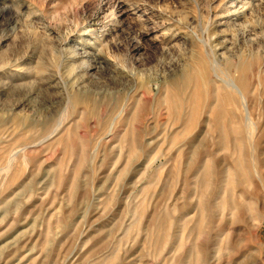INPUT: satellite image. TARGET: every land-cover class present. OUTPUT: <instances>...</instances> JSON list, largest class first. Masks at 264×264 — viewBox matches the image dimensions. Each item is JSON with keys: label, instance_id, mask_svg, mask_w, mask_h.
<instances>
[{"label": "rangeland", "instance_id": "rangeland-1", "mask_svg": "<svg viewBox=\"0 0 264 264\" xmlns=\"http://www.w3.org/2000/svg\"><path fill=\"white\" fill-rule=\"evenodd\" d=\"M234 3L0 0V237L31 239L12 264H201V242L209 260L264 264V126L257 142L220 82L248 77L264 125V0L243 2L240 26ZM95 28L92 72L93 55L66 59Z\"/></svg>", "mask_w": 264, "mask_h": 264}, {"label": "bare ground", "instance_id": "bare-ground-1", "mask_svg": "<svg viewBox=\"0 0 264 264\" xmlns=\"http://www.w3.org/2000/svg\"><path fill=\"white\" fill-rule=\"evenodd\" d=\"M245 0H238V2L239 3H234V4H232L231 6H237L238 8H236L235 9V14H234V16H235V22H236V24H238L239 23V26H240V22H241V20L243 19V16H244V14H242V12H240L242 9H243V2H244ZM236 2V1H235ZM104 4V3H103ZM110 4V2H108V4L107 5H109ZM102 6V5H101ZM93 27V26H92ZM103 27V26H102ZM241 27H243V26H241ZM94 28V27H93ZM98 29H99V27H98ZM100 29H101V27H100ZM247 29V28H246ZM83 30H85V29H83ZM98 30L95 28V29H92V30H89V31H85L83 34H81V40H82V49H83V52L82 53H78V52H76V53H78L77 55H76V53L75 54H71V55H67V61L68 60H77V59H79V58H81V59H84V58H87V57H89V56H91V55H93V57H94V61L96 62V64L95 65H91L90 63H87V62H85V64H86V67H88V71L90 70V71H92L91 69H93L94 67L98 70V68H100V66L98 67V65H100L101 63H102V61H100V56H101V52L103 51V49H104V47H105V45H106V43H104L106 40L108 41V39L107 38H105L104 40H102L101 41V38L100 37H97L96 36V33H98L97 32ZM100 32V31H99ZM104 33V32H103ZM242 33V32H241ZM253 35H254V33H252ZM100 38V39H99ZM3 39V41H4V39L6 40V38H2ZM67 41V40H66ZM70 43V42H69ZM108 43V42H107ZM3 44V43H2ZM67 45V44H66ZM1 47V46H0ZM70 47V46H69ZM91 48H93L92 49V51H93V53H91ZM220 48H222V47H220ZM224 48H226V46L224 47ZM71 49H73V47L71 48ZM74 50V49H73ZM226 50V49H225ZM219 51V50H218ZM224 51V50H223ZM221 53H223V52H221ZM15 55V54H14ZM218 57H223L224 58V55L223 54H219L218 52H217V54H216ZM18 58V57H17ZM15 59V58H14ZM64 59H65V57H64ZM16 60V59H15ZM14 60V61H15ZM19 60H20V58H19ZM18 60V61H19ZM25 60V59H24ZM14 61H13V63H14ZM23 61V60H22ZM66 61V62H67ZM86 61V60H85ZM88 61V60H87ZM7 62V61H6ZM5 62V63H6ZM9 62V61H8ZM7 62V63H8ZM12 62V61H11ZM69 62V61H68ZM90 62V61H89ZM93 62V61H92ZM10 63V62H9ZM73 63V62H72ZM4 64V63H3ZM68 64H70V63H68ZM67 63H66V65H68ZM82 64V63H81ZM98 64V65H97ZM4 65H6V64H4ZM3 65V66H4ZM8 65V64H7ZM16 65V64H15ZM21 65V64H20ZM65 65V64H64ZM1 66V65H0ZM69 66H71V65H69ZM6 67V66H5ZM16 67V66H15ZM80 67H81V65H80ZM80 67H79V70H81L80 69ZM8 68H10V67H8ZM21 68H24V67H21ZM31 68V67H30ZM65 68V67H64ZM198 68V67H197ZM12 69V68H11ZM76 69V68H75ZM13 70H14V68H13ZM16 70V69H15ZM20 70V69H19ZM73 70V69H72ZM78 70V69H77ZM79 70H78V72H79ZM201 70V69H200ZM2 71V70H1ZM18 71V70H17ZM24 71H26V70H24ZM23 71V72H24ZM66 71V70H65ZM30 72V71H29ZM68 72V71H67ZM74 72V71H73ZM93 72V71H92ZM227 72V71H226ZM3 73V72H2ZM14 73V72H13ZM27 73V72H26ZM66 73V72H65ZM72 73V72H71ZM75 73H76V71H75ZM80 73V72H79ZM81 73H82V71H81ZM197 73V72H196ZM53 74V73H52ZM51 74V75H52ZM69 74V73H68ZM74 74V73H73ZM201 74V73H200ZM218 74V73H217ZM5 75V74H4ZM28 75V74H27ZM49 75V74H48ZM57 75V74H56ZM60 75V74H59ZM77 75V74H76ZM50 76V75H49ZM58 76V75H57ZM56 76V77H57ZM68 76V75H67ZM70 76V75H69ZM69 76L67 77V78H69ZM71 76H72V74H71ZM75 76V75H74ZM242 75L240 74L239 76H233V77H227L228 79H224V80H222V81H220L221 82V84H224V86L222 87L221 86V88L222 89H228V90H230V92L232 93V94H234V95H237L238 97H239V99L241 100V104L240 105H242L243 106V110L245 111V120L247 121V124H248V126L250 127V129H252V131H251V137H253V139H255L257 142H259L260 141V139H261V133H262V131L264 130H262V126H264V125H260V123H255L254 122V119L252 118V115H251V111H248L246 108H250L249 106H248V104H250L251 105V103H249V100H245L244 99V97H246L245 96V94L246 93H248V92H250V88L248 87V85L246 84V82H248V77L247 76H244V77H247V79L245 78V79H242V77H241ZM12 77V76H11ZM45 77V76H44ZM52 77V76H51ZM50 77V78H51ZM61 77H63V78H65L63 75L61 76ZM79 78H80V75L78 76ZM220 77V76H219ZM54 78V77H53ZM62 78V79H63ZM75 77H73V79H74ZM77 78V77H76ZM79 78H78V80H79ZM82 78V77H81ZM194 78V77H193ZM224 78V77H223ZM1 79V78H0ZM45 79V78H44ZM56 79V78H55ZM58 79V78H57ZM191 79V78H190ZM218 79V78H217ZM221 79V78H220ZM47 80H48V78H47ZM54 80V79H53ZM65 80V79H64ZM81 80V79H80ZM79 80V81H80ZM2 81L3 80H1V83H2ZM7 81V80H6ZM9 81H11V79L9 80ZM44 81V80H43ZM50 81V80H49ZM57 81H59V80H57ZM74 81H75V79H74ZM79 81L78 82H76V85H77V83H79ZM82 82V81H81ZM253 82V81H252ZM43 83H45V82H43ZM57 83V82H56ZM66 83H68V82H66ZM219 83V82H218ZM18 84V83H17ZM39 84V83H38ZM61 84V83H60ZM70 84H71V82H70ZM69 84V85H70ZM259 84H260V82H259ZM6 85V84H5ZM9 85H10V83H9ZM15 85V84H14ZM62 85V84H61ZM66 85V84H65ZM68 85V87L70 88V86ZM72 85H75V83H73ZM80 85V84H79ZM82 85V84H81ZM80 85V86H81ZM185 85V84H184ZM4 85H1L0 87H3ZM12 86H13V84H12ZM34 86V85H33ZM48 86V85H47ZM63 86V85H62ZM64 87V86H63ZM71 87H73V86H71ZM6 89L7 87L6 86H4L3 87V89ZM13 88V87H12ZM18 88V87H17ZM30 88V87H29ZM56 88V87H55ZM61 88V87H60ZM59 88V89H60ZM80 89L82 88V87H79ZM2 89V90H3ZM9 89V88H8ZM23 89H24V87H23ZM56 89H58V88H56ZM73 89H74V87H73ZM78 89V88H77ZM0 90H1V88H0ZM26 90V89H25ZM52 90V89H51ZM34 91V90H33ZM72 91V89H70V92ZM77 91V90H76ZM80 91V90H79ZM135 91V90H134ZM11 92V91H10ZM58 92V91H57ZM67 92V91H66ZM73 92V91H72ZM75 92V91H74ZM31 93V92H30ZM60 93V92H59ZM76 93V92H75ZM62 94H64V93H62ZM69 94V93H68ZM74 94V93H73ZM249 94V93H248ZM77 95V94H76ZM78 95H79V93H78ZM190 95V94H189ZM29 96V95H28ZM28 96L27 97H25V100H26V98H28ZM66 96H67V94H66ZM80 96V95H79ZM79 96H76L75 98H76V100H77V103H80V101L82 100V97H79ZM73 97V96H72ZM171 97V96H170ZM223 97V96H222ZM29 98H30V96H29ZM69 98H71V96L69 97ZM183 98V97H182ZM225 98H226V96H225ZM66 99V98H65ZM72 99V98H71ZM74 99V98H73ZM72 99V100H73ZM187 99V98H186ZM251 99V98H250ZM256 99V98H255ZM28 100V99H27ZM209 100V99H208ZM23 101V100H22ZM247 103H246V102ZM25 102V101H24ZM23 103V102H22ZM254 103V102H253ZM28 104V103H27ZM175 104V103H174ZM18 105V104H17ZM21 105V104H20ZM253 105V104H252ZM264 105V104H263ZM16 106V105H15ZM25 106V105H24ZM237 106V105H236ZM16 108V107H15ZM14 108V109H15ZM13 109V110H14ZM251 110V109H250ZM14 113V112H13ZM17 114V113H16ZM10 115V114H9ZM68 115V114H67ZM14 116H15V114H14ZM15 117H19V116H15ZM8 117H6L5 119H7ZM260 118H261V116H260ZM9 119V118H8ZM21 119V118H20ZM23 119H25V118H23ZM23 119H21L20 121H22ZM10 120V119H9ZM263 120V119H262ZM12 121H13V119H12ZM187 121H188V119H187ZM19 122V121H18ZM201 122V121H200ZM4 123V122H3ZM13 123V122H12ZM11 123V124H12ZM21 122H19V123H17V124H20ZM7 125H9L8 123H6ZM16 124V125H17ZM191 124V123H190ZM189 124V125H190ZM14 125V124H13ZM13 125L12 126H6V125H3L2 124V127H4V134H9L10 132H11V130H12V128H14L13 127ZM20 125H22V123L20 124ZM20 125H18V127L20 126ZM15 126V125H14ZM194 126V125H193ZM17 127V126H16ZM181 127V126H180ZM190 127V126H189ZM191 128V127H190ZM203 128V127H202ZM2 130V129H1ZM185 130H187V127H186V129ZM3 135V134H2ZM197 136V135H196ZM215 136V135H214ZM4 137V136H3ZM217 139V138H216ZM214 140V139H213ZM219 141V140H218ZM253 146H254V143H253ZM254 148V147H253ZM207 150V149H206ZM209 151V150H208ZM217 154V153H216ZM206 155V154H205ZM252 155V154H251ZM209 156V155H208ZM206 161V160H205ZM213 162V161H212ZM224 163V162H223ZM230 163V162H229ZM221 165V164H220ZM231 165V164H230ZM229 165V166H230ZM232 167V166H231ZM219 167H218V164L216 163L215 165L212 163L211 164V168H210V170H209V174L207 175V178L206 179H204L205 180V184H204V190H208L209 188H211V186L214 184V183H216L217 182V180H218V177L220 176L219 175V169H218ZM233 168V167H232ZM255 168V167H254ZM5 169V168H4ZM257 169V168H256ZM6 170H9V169H6ZM4 171V170H3ZM197 171V170H196ZM226 171V170H225ZM256 173H258L257 171H256ZM200 176V175H199ZM25 182V181H24ZM202 182V181H201ZM230 183V182H229ZM233 185V184H232ZM227 190V189H226ZM227 193V192H226ZM239 195V194H238ZM234 199V198H233ZM219 200V199H218ZM202 202H201V209H200V220H199V225L201 226V225H203L204 223H207V222H209V220H210V211H211V208L207 205V203L205 202V198L203 199L202 198V200H201ZM216 201H217V199H216ZM7 202V201H6ZM210 202V201H209ZM45 203V202H44ZM210 205V204H209ZM199 206V205H198ZM178 208V207H177ZM224 208V207H223ZM256 208V207H255ZM140 210V209H139ZM138 209H135V212H134V215H135V220H136V224H138V225H140V224H142V221H143V214L139 211ZM232 210V209H231ZM237 210V209H236ZM1 211V210H0ZM5 213V211H1V214H0V217H1V220H2V218H3V215H5L4 214ZM228 214V213H227ZM240 214H242V213H240ZM192 215V214H191ZM196 215V214H195ZM194 215V216H195ZM243 216V215H242ZM149 217V216H148ZM153 217V216H152ZM6 219V218H5ZM182 221H183V219H181ZM259 220H260V218H259ZM7 221V220H6ZM235 222V221H234ZM256 222V221H255ZM260 222V221H259ZM162 223H163V221H162ZM161 223V224H162ZM223 223V222H222ZM254 223V222H253ZM2 224L0 223V226H1ZM151 225V224H150ZM257 225V224H256ZM153 226V225H152ZM164 226V225H163ZM162 226V227H163ZM230 226V225H229ZM258 226V225H257ZM8 227V226H7ZM204 227H206V226H204ZM159 228V230L158 231H160V227H158ZM201 228V227H200ZM228 228V227H227ZM207 229V228H206ZM236 229V228H235ZM224 231L226 230L225 228L223 229ZM163 231V230H162ZM228 230H226V232H227ZM36 233V232H35ZM35 233H33V235H35ZM233 233V232H232ZM256 234V233H255ZM3 235V234H2ZM10 235V234H9ZM233 235V234H232ZM24 236V235H23ZM26 236V235H25ZM199 236H201V235H199ZM238 236V235H237ZM18 237V236H17ZM38 237H40V236H38ZM37 236H36V238H38ZM33 238V237H32ZM35 239V238H34ZM233 239V238H232ZM231 239V240H232ZM235 239V238H234ZM12 240V239H11ZM31 240V239H30ZM30 240L29 239H27L26 240V238L24 237V238H22V239H20V238H14V240H12V241H10V240H8V237L6 236L5 238H1L0 237V264H12L13 263V261L15 260V259H11V258H9V255H11V253H17L18 252V250H20L19 248H22L21 247V245L22 244H26V245H29V242H30ZM10 241V242H9ZM235 242V241H234ZM31 243V242H30ZM236 243V242H235ZM239 244V243H238ZM31 245V244H30ZM231 246V245H230ZM232 247V246H231ZM24 248V247H23ZM208 246H206V243L204 244V243H199V244H197V246H196V250H197V262L198 263H201V264H203L204 262H205V264H220V263H222L225 259L223 258V256H216V254L215 255H213V257H211L212 259H208V257H207V251H208ZM237 248V247H236ZM207 249V250H206ZM233 249H234V247H233ZM233 249H229V250H233ZM27 250V249H26ZM219 250V249H218ZM235 250V249H234ZM217 251V250H216ZM251 251V250H250ZM219 252H222L221 250H219ZM229 253V252H228ZM218 254V253H217ZM16 255V254H15ZM208 255H209V253H208ZM218 255H220V254H218ZM13 257H15L14 255H12ZM214 256H216V257H218V260L217 261H215V258H214ZM228 256H230V255H228ZM214 258V259H213ZM230 258V257H229ZM23 259V258H22ZM41 259V258H40ZM116 259V258H115ZM231 259V258H230ZM113 258H112V260H109V262H108V264H112L113 263ZM23 262V261H22ZM44 263V262H43ZM25 264V263H24ZM222 264H224V263H222ZM229 264H230V262H229Z\"/></svg>", "mask_w": 264, "mask_h": 264}]
</instances>
